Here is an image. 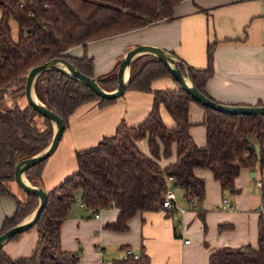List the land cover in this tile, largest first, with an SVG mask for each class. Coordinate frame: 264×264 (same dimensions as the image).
<instances>
[{
	"label": "trees",
	"instance_id": "obj_1",
	"mask_svg": "<svg viewBox=\"0 0 264 264\" xmlns=\"http://www.w3.org/2000/svg\"><path fill=\"white\" fill-rule=\"evenodd\" d=\"M181 1L0 0V195L14 196L10 183L14 180L17 162L43 150L54 132L47 117L28 103H19L25 97L29 70L59 56L71 61L84 74L95 76L93 57L73 56L67 53L70 47L86 46L92 40L171 20ZM11 18L19 25L18 39L12 34ZM213 54L214 44H209L205 68H195L181 59L195 86L212 99L206 86L214 72ZM181 69L186 73L184 66ZM117 70L99 76L101 86L114 89ZM164 75L173 77L165 64L152 54H142L133 60L127 89L152 92L151 111L141 123L129 125L123 120L114 135L105 136L96 145L76 152L77 171L48 191L47 204L31 227L39 232L32 254L11 257L2 247L0 264H80L82 249L68 251L61 246L63 221L79 194L82 203L93 211L118 208V219L107 227L126 231L129 219L138 211L162 208L168 176H173L174 182L185 189V197L192 208L204 218L205 211L200 205L205 198L206 184L203 177L196 175V167L211 169L214 177L221 181L223 190L231 193L237 192L235 179L243 167L259 164L264 168V115L225 113L197 102L205 110L207 129V142L199 145L190 133L192 96L178 82L175 88H152V81ZM35 89L37 96L63 117L66 126L82 104L94 100L106 104L116 99L100 97L83 82L58 69L42 72L36 79ZM161 105L173 117L174 126L165 123ZM253 137L259 146L258 154ZM144 138L148 140L151 155L143 153L138 145ZM174 143L177 158L163 167L158 161L161 147L164 156H169ZM47 159L26 171L32 183L41 184ZM16 202L15 213L6 217L0 233L30 214L37 206L38 197L28 193L27 199ZM106 264L152 263L143 250L138 257L127 254ZM209 264H264V215L260 217L256 247L249 244L218 248L210 255Z\"/></svg>",
	"mask_w": 264,
	"mask_h": 264
},
{
	"label": "crops",
	"instance_id": "obj_2",
	"mask_svg": "<svg viewBox=\"0 0 264 264\" xmlns=\"http://www.w3.org/2000/svg\"><path fill=\"white\" fill-rule=\"evenodd\" d=\"M139 44L174 52L195 68L207 66V49L214 44V72L206 86L209 95L232 105L264 104V0H183L171 20L92 40L86 46L78 44L67 53L93 57L94 74L99 77L118 68L123 56ZM151 86L175 88L178 83L172 76L164 75L154 79ZM153 104L152 92L127 89L109 103L94 100L79 106L56 150L45 162L41 185L47 192L55 188L77 171L78 150L114 135L123 120L129 125L141 123ZM161 113L165 123L174 126L164 105ZM189 118L191 135L199 145L206 144L205 110L196 101L190 102ZM138 145L143 153L151 155L147 138ZM161 149L158 161L163 167L175 162V143L169 156H164ZM195 173L205 179V198L200 205L204 218L192 208L185 189L174 184V209L138 211L129 219V228L119 231L107 227L118 219V208H103L96 217V211L87 208L79 194L61 227L62 248L82 249L80 264H106L125 257L128 248L137 256L145 250L152 264H209L210 255L218 248L249 244L256 247L261 207L264 208V168L259 164L243 167L235 179L236 193L223 190L221 181L207 167H196ZM10 189L15 197L0 195V231L6 217L15 213L17 199L28 196L15 179ZM225 199L231 202L229 208H223ZM38 237L39 232L33 227L7 241L3 251L11 257L29 256Z\"/></svg>",
	"mask_w": 264,
	"mask_h": 264
},
{
	"label": "water",
	"instance_id": "obj_3",
	"mask_svg": "<svg viewBox=\"0 0 264 264\" xmlns=\"http://www.w3.org/2000/svg\"><path fill=\"white\" fill-rule=\"evenodd\" d=\"M142 54H152L158 57L169 69L174 79L188 92L194 101L213 108L215 110L231 114H253L264 115V105H232L218 102L205 95L195 86L192 81L185 63L173 52L162 47L139 44L130 49L121 59L117 70V86L112 90H107L99 83L97 76H89L81 72L75 64L64 57H53L37 65H34L28 72L25 84V97L28 104L35 108L39 113L47 117L53 124L54 132L49 144L37 154L20 159L16 164L15 181L24 191L34 193L38 197L35 209L28 214L21 222L0 233V249L17 233L28 230L36 224L45 208L48 200V192L41 184L30 183L27 179L26 171L38 162L49 158L56 150L66 123L63 117L52 108L48 107L38 96L35 89L37 77L44 71L58 69L75 79L80 80L89 86L97 95L102 98L115 99L122 96L128 88L133 60ZM184 66L186 73L181 69ZM253 149V145H250ZM174 184H177L175 181Z\"/></svg>",
	"mask_w": 264,
	"mask_h": 264
},
{
	"label": "built area",
	"instance_id": "obj_4",
	"mask_svg": "<svg viewBox=\"0 0 264 264\" xmlns=\"http://www.w3.org/2000/svg\"><path fill=\"white\" fill-rule=\"evenodd\" d=\"M166 182H167V188L163 194L162 208L174 209L176 207V195L174 191V177L168 176L166 179ZM192 201H194V198H192ZM230 206H231V202L228 199H225L223 208H229ZM261 212L264 215L263 207H261ZM95 215L96 217H99L100 215L99 211H96ZM186 242H189V239H187ZM127 254L131 255V254H134V252L132 251V249L128 248ZM134 256L138 257L136 254H134Z\"/></svg>",
	"mask_w": 264,
	"mask_h": 264
},
{
	"label": "rangeland",
	"instance_id": "obj_5",
	"mask_svg": "<svg viewBox=\"0 0 264 264\" xmlns=\"http://www.w3.org/2000/svg\"><path fill=\"white\" fill-rule=\"evenodd\" d=\"M10 24H11L12 34H13L14 39H18V36H19V25H18V22L14 18H11L10 19ZM27 102L28 101H27L26 97H23V98H21L19 103L21 105H26ZM253 139H254V137H253ZM254 146H255V149L258 150V144L255 143ZM77 197H78V195H77Z\"/></svg>",
	"mask_w": 264,
	"mask_h": 264
}]
</instances>
